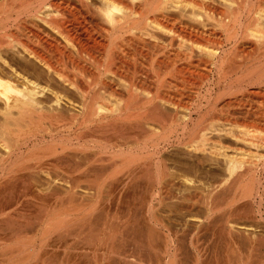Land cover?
<instances>
[{
	"label": "bare ground",
	"instance_id": "obj_1",
	"mask_svg": "<svg viewBox=\"0 0 264 264\" xmlns=\"http://www.w3.org/2000/svg\"><path fill=\"white\" fill-rule=\"evenodd\" d=\"M118 3L112 26L102 0H0V195L21 206L1 217L0 240L13 221L38 232L0 264H183L191 221L216 240L192 264H236L237 243L253 246L243 233L264 221V0ZM82 163L93 172L79 200ZM171 208L181 224L164 219Z\"/></svg>",
	"mask_w": 264,
	"mask_h": 264
},
{
	"label": "rangeland",
	"instance_id": "obj_2",
	"mask_svg": "<svg viewBox=\"0 0 264 264\" xmlns=\"http://www.w3.org/2000/svg\"><path fill=\"white\" fill-rule=\"evenodd\" d=\"M90 68L91 69H93V66L91 65L90 66ZM124 70H125V72H127V71H129V72H131L132 74L134 73H136L135 75H139L138 74V69H135V67L133 66H131V67H129V66H125L124 67ZM137 70V71H136ZM140 73V72H139ZM83 165V166H82ZM82 165H80V166H78V167H76L75 168V172H74V175H75V177H77V180H80V178L79 177H81V180L79 181L80 183V185L81 186H79V188L81 189V191L78 189V194H77V192L75 193V197L77 196L78 197V199L80 200V199H86V195H85V193H84V191H82V187H85V178H86V176H89V175H91V172H93L92 170H91V166H92V164H88V163H82ZM105 166V165H104ZM102 167L103 168V170H102V168H100L99 170L97 169V172H102V171H104V172H111L113 169H111V168H109V169H105V168H108V167ZM108 166H110V165H108ZM90 167V168H89ZM110 169H111V171H110ZM101 170V171H100ZM108 170V171H107ZM91 171V172H90ZM88 172V173H87ZM87 173V174H86ZM122 175V174H121ZM124 175V174H123ZM79 176V177H78ZM91 177V176H90ZM249 181V182H248ZM252 183V180H251V178L250 179H247L246 180V182H245V184L247 185V184H251ZM237 188H239V185L237 186ZM239 190V189H238ZM13 193V194H12ZM81 193V194H80ZM84 193V194H83ZM7 194V193H6ZM0 195V220H1V217L2 218H4V217H6V216H9V217H13L12 218V220H15L16 219V211L18 210L17 208V206H19V202L17 201L18 200V197L16 196V194L14 195V192H11V193H8L7 195ZM39 196H40V198H42L41 196V194H38ZM81 195V196H80ZM84 195V196H83ZM26 196H28V195H26ZM83 196V197H82ZM14 197H16V198H14ZM8 198V199H7ZM12 198V199H11ZM26 198V197H25ZM25 198L23 197V199L25 200ZM46 198V199H45ZM44 199L45 200H43L42 202L43 203H57V205L58 206H60L61 205V203H63V199H65V197H64V194H62V195H59V197H54V198H49V197H45ZM49 198V199H48ZM56 198H57V200H56ZM26 199H28V197L26 198ZM6 200V201H5ZM9 200V201H8ZM48 200V201H47ZM52 200V201H51ZM11 201V202H10ZM14 201V202H13ZM44 201H47V202H44ZM60 201V202H59ZM247 201H249V200H247ZM11 203V204H8V203ZM41 202V201H40ZM59 202V203H58ZM2 203H4V204H2ZM14 203V204H13ZM242 203H244V202H242ZM241 203V204H242ZM245 204V203H244ZM7 205H10V206H7ZM13 205V206H12ZM19 207H21V206H19ZM7 209V210H6ZM31 210L33 209L32 207L30 208ZM172 209V208H171ZM29 211V212H27V213H32L33 211ZM169 210V209H168ZM28 211V210H27ZM162 211H163V213H162ZM170 211V213H165L164 214V210L163 209H161V213H160V210H159V213L160 214H164V215H166V217H164V215H162L163 217H164V219L165 220H168V221H170L169 220V218L171 219V221H173V223H174V225H176V223L178 222L179 224H181V222H183L182 221V219H183V215H182V212L180 211V210H178V209H176V208H173L172 210H169ZM34 212H35V210H34ZM166 212V211H165ZM12 214V215H11ZM186 214V213H185ZM15 216V217H14ZM185 216V215H184ZM188 216L186 215V219H188L187 218ZM185 219V220H186ZM181 220V221H180ZM184 220V219H183ZM180 221V222H179ZM190 221V220H189ZM256 222H254L255 224V228H253V230H255V231H244V233H243V231H241V233H239L238 234V239L239 238H242V237H239L242 233L243 234H247V232H248V234L250 233V232H252L253 233V240H254V242H253V246L251 247V245L249 246V248H250V250H249V248H248V246H246V242L245 241H243V243L241 244V241H240V243L238 242L239 240H236L238 243H237V247H235L236 249V251H232V250H234V244L232 245V254L231 255H233V253H234V255H237V256H234V258H236V259H234L235 260V262H236V260L238 261V263H236V264H264V255H262V254H264V245H263V243H264V221L263 222H260L261 220H255ZM259 221V222H258ZM176 222V223H175ZM187 221H185V223H186ZM13 223V224H12ZM11 224V226H10V228L8 229V231H10V232H8L9 234H7L8 236H7V239L6 240H0L1 242H0V254L3 252V251H6V253L8 254L7 255V261H9V263H11L12 261H15L18 257L16 256V257H14L15 255V253H17V251H18V248H20L21 246V244H19V243H22L23 241L24 242H28V240L27 239H30L32 236L33 237H37L36 235H38V232L37 233H34V232H29V233H26V232H23L22 234H21V232H20V230H18L17 229V225H16V222L15 221H13ZM178 223H177V225H178ZM257 223V224H256ZM262 223V224H261ZM191 224L193 225V226H196V225H194L195 224V222H194V224H193V222L191 221ZM191 224L190 223H186V225H185V229H184V231L185 232H183V235L184 236H186V237H184L185 238V241H187V244L185 245V247H190L189 246V244L191 245V241H189V240H191L192 238H195L196 237V235L197 234H199L198 232H200V234L199 235H197V239L199 240V241H197V243H196V246L195 245H193L192 247L193 248H195L194 249V251H192V252H189V250L187 249V251H185L184 250V252H186V256H185V254L183 253V257H184V260H185V258H186V261H187V263H186V261L184 262V260H183V264H192L191 263V261L194 259L193 258V252L195 253L196 251L198 252H200L199 254H200V260H202L203 261V259L204 260H208V257H207V259L205 258L206 257V254H208V253H210V248L211 247H214L215 246V242H216V240H214L215 239V236H214V233L212 232V234H211V229H210V227L208 228V227H206L207 225H205V229H204V225H203V227H201V231H199V229L197 230L196 229V231H195V233H193L194 231H192V226H191ZM260 224V225H259ZM16 225V226H15ZM187 225H190V228H189V226L187 227ZM258 225V226H257ZM261 226V227H260ZM263 226V227H262ZM257 227V228H256ZM187 228H188V230H187ZM195 228V227H194ZM193 228V229H194ZM12 229V230H11ZM191 229V230H190ZM204 229V230H203ZM262 229V230H261ZM192 232V233H189V232ZM246 232V233H245ZM24 233H26V234H24ZM182 233V232H181ZM197 233V234H196ZM17 234V235H16ZM20 234V235H19ZM24 234V235H23ZM189 234V235H188ZM191 234H193V236L191 235ZM194 234H195V237H194ZM257 234V235H256ZM19 235V236H18ZM23 235V236H22ZM190 236V238H191V236H192V238L190 239L189 238V240H188V237ZM242 236H244V235H242ZM247 236V235H246ZM255 236H256V238H255ZM19 237V238H18ZM214 240V244L212 243V239ZM261 238H263V239H261ZM243 239H245V238H243ZM212 240V241H211ZM241 240V239H240ZM262 240H263V242H262ZM189 241V242H188ZM211 242V243H210ZM18 243V244H17ZM200 243V244H199ZM262 243V244H261ZM200 246H199V245ZM203 244V245H202ZM212 244V245H211ZM241 244V245H240ZM245 244V245H244ZM198 245V246H197ZM248 245V244H247ZM211 246V247H210ZM235 246H236V244H235ZM246 246V247H245ZM263 246V247H262ZM184 247V248H185ZM200 249H199V248ZM202 247V248H201ZM209 247V248H208ZM47 248H52V247H47ZM198 248V249H197ZM251 248H252V251H251ZM54 249V248H53ZM57 249H59V247L57 248ZM14 250H15V252H14ZM17 250V251H16ZM243 250V251H242ZM246 250V251H245ZM244 251H245V253L247 254V255H245V253H244ZM247 251H251L250 253L249 252H247ZM54 253H55V251H53ZM195 253V254H198V253ZM208 252V253H207ZM57 253V252H56ZM187 253L189 254V255H187ZM13 254V255H12ZM205 254V255H204ZM201 255H203V257L201 256ZM209 255V254H208ZM207 255V256H208ZM262 255V256H261ZM191 256V258L189 259V257ZM233 256L231 257V260L233 261ZM8 257H10L9 259H8ZM57 257V258H56ZM195 257V256H194ZM13 258V259H12ZM239 258H240V260H239ZM32 259H33V257H30L29 258V260L28 261H32ZM55 259L56 260H58V256H56V255H52V256H49V260L48 261H51L52 260V262L53 261H55ZM189 260V261H188ZM195 260V259H194ZM27 261V262H28ZM189 262V263H188ZM193 262V261H192ZM234 262V263H235ZM204 263V262H203ZM202 263V264H203Z\"/></svg>",
	"mask_w": 264,
	"mask_h": 264
},
{
	"label": "clouds",
	"instance_id": "obj_3",
	"mask_svg": "<svg viewBox=\"0 0 264 264\" xmlns=\"http://www.w3.org/2000/svg\"><path fill=\"white\" fill-rule=\"evenodd\" d=\"M102 3L105 5L100 9L103 19L109 25L115 26L116 17L122 16L126 9L118 3V0H102Z\"/></svg>",
	"mask_w": 264,
	"mask_h": 264
},
{
	"label": "crops",
	"instance_id": "obj_4",
	"mask_svg": "<svg viewBox=\"0 0 264 264\" xmlns=\"http://www.w3.org/2000/svg\"><path fill=\"white\" fill-rule=\"evenodd\" d=\"M188 250H189L190 252H192V251H194V248H193V247H188Z\"/></svg>",
	"mask_w": 264,
	"mask_h": 264
}]
</instances>
